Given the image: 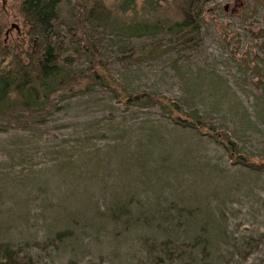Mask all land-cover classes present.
Here are the masks:
<instances>
[{"label":"rangeland","instance_id":"374dc122","mask_svg":"<svg viewBox=\"0 0 264 264\" xmlns=\"http://www.w3.org/2000/svg\"><path fill=\"white\" fill-rule=\"evenodd\" d=\"M101 1L117 16V0ZM74 14L65 3L54 42L87 76ZM198 19L188 42L129 37L102 19L87 30L130 91L199 107L264 157V0H210ZM11 23V37L22 32ZM56 106L0 128V242L36 264H264V173L233 164L219 142L159 107L125 108L99 85Z\"/></svg>","mask_w":264,"mask_h":264},{"label":"trees","instance_id":"16d2710c","mask_svg":"<svg viewBox=\"0 0 264 264\" xmlns=\"http://www.w3.org/2000/svg\"><path fill=\"white\" fill-rule=\"evenodd\" d=\"M7 1L0 5V114L9 123H0V128L5 129L12 123H29L33 117L55 111L62 99L99 85L114 93L125 108L159 107L176 126L194 129L219 142L233 164L264 173V157L243 151L231 133L208 124L199 107L186 109L165 94L130 91L115 79L87 30L88 20L102 19L129 37L167 34L188 42L200 35L201 6L210 0H117V16L101 0H11L10 7L6 6ZM65 3H70L75 11L70 32L75 53L86 59L87 76L72 67L74 56L60 60L54 42L56 19ZM12 20L20 23L22 32L17 31L11 37L7 29L13 26ZM22 110L28 112L27 119L20 115ZM68 235L69 231H60L54 240L62 242ZM0 264L36 263L18 248L0 242ZM66 264L80 263L70 260Z\"/></svg>","mask_w":264,"mask_h":264},{"label":"water","instance_id":"95a60500","mask_svg":"<svg viewBox=\"0 0 264 264\" xmlns=\"http://www.w3.org/2000/svg\"><path fill=\"white\" fill-rule=\"evenodd\" d=\"M13 26H14V24H13Z\"/></svg>","mask_w":264,"mask_h":264}]
</instances>
